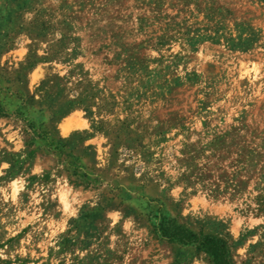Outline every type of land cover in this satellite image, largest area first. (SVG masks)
<instances>
[{"label": "rangeland", "instance_id": "374dc122", "mask_svg": "<svg viewBox=\"0 0 264 264\" xmlns=\"http://www.w3.org/2000/svg\"><path fill=\"white\" fill-rule=\"evenodd\" d=\"M235 1L247 53L136 52L143 0H0V264H212L163 218L264 264V7Z\"/></svg>", "mask_w": 264, "mask_h": 264}, {"label": "trees", "instance_id": "16d2710c", "mask_svg": "<svg viewBox=\"0 0 264 264\" xmlns=\"http://www.w3.org/2000/svg\"><path fill=\"white\" fill-rule=\"evenodd\" d=\"M249 1L264 7V0ZM236 3L235 0H143V13L136 20L137 31L145 34L146 39L131 46L139 52L145 46L163 47L178 39L189 48L209 42L223 45L230 51L250 52L259 45L262 37L250 20L237 17ZM132 52L126 64L134 69L136 52ZM73 102L67 101V105ZM49 108V112L58 117H63L71 109L59 111L52 106ZM49 143L55 144L57 150L65 146L60 139L50 138ZM153 228L168 242L191 245L197 253L207 256L212 264H233L227 243L215 235L195 233L164 218ZM67 242V239H62L60 245Z\"/></svg>", "mask_w": 264, "mask_h": 264}]
</instances>
